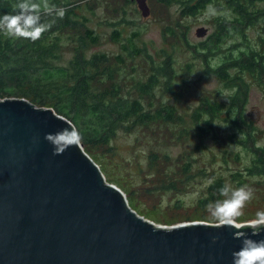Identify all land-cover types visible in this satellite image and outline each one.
Listing matches in <instances>:
<instances>
[{
    "label": "rangeland",
    "instance_id": "374dc122",
    "mask_svg": "<svg viewBox=\"0 0 264 264\" xmlns=\"http://www.w3.org/2000/svg\"><path fill=\"white\" fill-rule=\"evenodd\" d=\"M147 1L151 13L145 17L137 0H79L89 28L99 39L86 51L88 55L104 52L111 56L113 77L104 76L97 82L99 88L118 87L122 96L140 98L152 111L171 105L178 118L168 122L156 120L148 125L131 124L120 130L109 145L92 148L91 152L106 180L120 187L140 214L158 224L216 223L208 211L213 201L205 199L209 185L217 178H223L231 188L247 185L253 189L252 200L237 218L238 222H247L258 210H264V177L247 174L250 158L228 137L234 132L229 124L215 122L217 135H214V126L204 122L199 133L192 118L202 98L228 101L237 91L235 87H227L214 73L206 72L205 62L196 58L187 45L206 40L215 31L216 18L228 8L222 12L219 5L224 0H217L193 16L184 15L179 4ZM259 7L264 8V1ZM202 26L209 30L206 36L199 37L197 29ZM115 29L120 32L118 40ZM132 32H138L136 44L143 52L130 57L122 44ZM82 33L70 29L62 35L59 64L69 65ZM246 34L250 44L264 50V19L250 26ZM219 54L223 53L215 54L209 63L215 64ZM167 56L175 68L172 90L162 80L149 95L143 94L138 87ZM243 76L248 90L245 112L258 129L259 140L264 142V86L256 76Z\"/></svg>",
    "mask_w": 264,
    "mask_h": 264
},
{
    "label": "water",
    "instance_id": "95a60500",
    "mask_svg": "<svg viewBox=\"0 0 264 264\" xmlns=\"http://www.w3.org/2000/svg\"><path fill=\"white\" fill-rule=\"evenodd\" d=\"M137 2L149 16L148 1ZM69 126L53 107L0 98V264H233L237 229L138 213L80 138L54 155L46 135Z\"/></svg>",
    "mask_w": 264,
    "mask_h": 264
},
{
    "label": "trees",
    "instance_id": "16d2710c",
    "mask_svg": "<svg viewBox=\"0 0 264 264\" xmlns=\"http://www.w3.org/2000/svg\"><path fill=\"white\" fill-rule=\"evenodd\" d=\"M216 1L159 0L166 5L179 4L184 15L193 16ZM262 1H221L220 10L228 9L216 18L215 31L199 44L188 42L187 45L196 58L205 62L206 72L214 73L227 87L237 88L228 101H211L208 97L200 100L192 114L199 133L204 128V122L214 126V135H217L215 122L229 124L234 132L228 137L240 145L250 158L246 166L247 174L264 177V142L259 140L258 129L245 112L248 90L243 76H256L264 86V50L250 44L246 34L250 26L264 19V8L259 7ZM36 2L53 9H63L64 15L57 16L55 11L44 12L42 21L47 28L36 40L13 37L0 31V98L26 97L39 106L53 107L73 122L80 132L85 150L97 163L92 148L109 145L120 130L135 123L148 125L156 120L168 122L178 118L177 110L171 105L152 111L140 98L122 96L121 90L113 84L109 89L97 86L104 76L113 77L114 67L111 56L104 52L88 55L87 48L99 39L89 28L88 17L81 12L79 0ZM15 3L16 0H0V14L11 12ZM70 29L83 33L78 35L69 65L64 66L58 63L61 40L62 35ZM114 33L115 39H120L119 30L115 29ZM138 38V32H132L129 40L122 44L124 52L130 57L143 52L136 44ZM218 52L223 54H219L220 58L215 64H210V58ZM173 77L175 68L167 56L161 64L154 66L153 73L138 89L149 95L164 80L168 89L172 90ZM224 185L223 178L215 179L209 185V195L205 201L220 199L219 189Z\"/></svg>",
    "mask_w": 264,
    "mask_h": 264
},
{
    "label": "clouds",
    "instance_id": "9594fccd",
    "mask_svg": "<svg viewBox=\"0 0 264 264\" xmlns=\"http://www.w3.org/2000/svg\"><path fill=\"white\" fill-rule=\"evenodd\" d=\"M53 11L57 16L64 15L63 9H53L47 4L42 6L36 0H16L11 12L0 14V31L9 36L36 40L47 28L42 21L43 13ZM45 138L52 145L53 154L58 155L79 140L80 132L69 126L47 134ZM219 193L223 198L211 202L208 206L212 219L219 226L237 229L233 233L234 237L243 238L241 247L232 253L233 264H264V238H254L264 233V210H258L255 217L247 222L241 223L237 220L243 215L242 210L246 204L252 200L253 189L247 185L231 188L225 184L219 189ZM212 239L216 241L219 237L213 236Z\"/></svg>",
    "mask_w": 264,
    "mask_h": 264
},
{
    "label": "bare ground",
    "instance_id": "6f19581e",
    "mask_svg": "<svg viewBox=\"0 0 264 264\" xmlns=\"http://www.w3.org/2000/svg\"><path fill=\"white\" fill-rule=\"evenodd\" d=\"M126 196H127V194H126ZM129 200V199H128ZM130 203V202H129ZM135 209V208H134ZM136 210V209H135ZM137 211V210H136ZM138 212V211H137ZM139 213V212H138Z\"/></svg>",
    "mask_w": 264,
    "mask_h": 264
}]
</instances>
